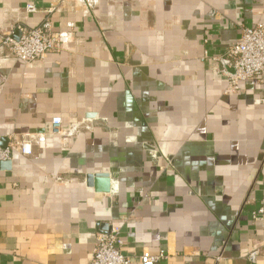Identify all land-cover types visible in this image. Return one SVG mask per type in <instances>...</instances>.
Segmentation results:
<instances>
[{"label": "crops", "instance_id": "obj_1", "mask_svg": "<svg viewBox=\"0 0 264 264\" xmlns=\"http://www.w3.org/2000/svg\"><path fill=\"white\" fill-rule=\"evenodd\" d=\"M263 22L264 0H0V36L60 42L31 63L0 45V148L32 151L0 170V264H91L112 227L131 264H264V80L226 77Z\"/></svg>", "mask_w": 264, "mask_h": 264}, {"label": "built area", "instance_id": "obj_2", "mask_svg": "<svg viewBox=\"0 0 264 264\" xmlns=\"http://www.w3.org/2000/svg\"><path fill=\"white\" fill-rule=\"evenodd\" d=\"M27 12L34 13L35 8L28 6ZM0 45L15 59L31 63L56 50L60 42L59 35L52 33L46 25L34 28L18 26L0 36ZM226 56L233 71L226 74L230 91H237L239 84L244 81L264 80V22L254 28H243L238 40L227 49ZM49 132L54 137L62 135L61 117L51 119ZM37 139L39 142L44 140L43 137ZM31 155L29 138H22L14 147L0 148V162L11 161L16 156ZM251 220L254 224L264 226V201L252 212ZM122 246L118 228L112 227L107 232L99 233L95 238L91 264H131L130 259L121 252ZM258 254L259 250L255 249L250 253L249 260L254 262ZM164 258L163 254L152 255L148 251H143L139 256L141 264H156Z\"/></svg>", "mask_w": 264, "mask_h": 264}, {"label": "water", "instance_id": "obj_3", "mask_svg": "<svg viewBox=\"0 0 264 264\" xmlns=\"http://www.w3.org/2000/svg\"><path fill=\"white\" fill-rule=\"evenodd\" d=\"M11 167H12V161L10 160L5 162H0V170H10ZM99 178L103 179L100 182L101 185H97L96 183V181L99 180ZM86 184L89 187H94L97 191L100 192H107L109 187V183L106 175H96V176L90 175L87 177Z\"/></svg>", "mask_w": 264, "mask_h": 264}]
</instances>
